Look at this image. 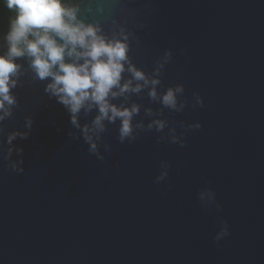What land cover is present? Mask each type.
Masks as SVG:
<instances>
[{
    "label": "water",
    "instance_id": "water-1",
    "mask_svg": "<svg viewBox=\"0 0 264 264\" xmlns=\"http://www.w3.org/2000/svg\"><path fill=\"white\" fill-rule=\"evenodd\" d=\"M72 3L106 34L126 32L131 60L148 72L171 49L161 90L183 83L189 103L163 115L201 127L181 147L154 129L121 143L110 124L100 160L45 91L48 81L20 59L16 103L0 122V264H264V0ZM194 92L202 107L191 106ZM124 102L140 105L135 119L145 124V109H162L146 89ZM12 132L27 135L8 145ZM162 160L168 177L156 183ZM206 187L219 211L199 200ZM221 217L229 234L216 242Z\"/></svg>",
    "mask_w": 264,
    "mask_h": 264
},
{
    "label": "clouds",
    "instance_id": "clouds-1",
    "mask_svg": "<svg viewBox=\"0 0 264 264\" xmlns=\"http://www.w3.org/2000/svg\"><path fill=\"white\" fill-rule=\"evenodd\" d=\"M0 3L11 13L6 28L0 31V39L6 44V51L0 53V122L11 115L16 103L10 90L16 86L22 67L18 61L26 58L35 77L48 81L45 91L56 97L69 113L71 124L79 132L77 139L82 138L88 145V152L100 160L104 159L101 146L104 151L111 147L103 138L110 124L117 125L121 143H131L141 132L154 129L161 133L158 140L178 143L181 147L185 145L187 131L201 127L198 121L170 123L163 115L164 109L182 112L189 103L183 83L163 86L161 90L163 70L172 60L171 49L165 50L148 72L131 60L126 32L106 34L99 23L82 19L79 5L72 0H0ZM145 89L149 98L158 100L162 106L160 113L145 109L150 117L147 124L135 119L140 113L138 103L124 102L131 94ZM119 98L123 99L116 103ZM197 105L202 107L203 99L194 92L191 106ZM81 114L91 118L81 123ZM178 128L183 131L178 132ZM17 135L24 138L27 134L12 132L5 143L11 145ZM0 151H3L2 145ZM11 152V147L3 152L6 162ZM22 163L21 159L19 164ZM7 166L23 172L15 161ZM169 167L167 161H160L156 183L168 177ZM198 198L206 209L215 206L219 211L221 205L211 187L202 188ZM228 234V222L221 217L214 239L219 242Z\"/></svg>",
    "mask_w": 264,
    "mask_h": 264
},
{
    "label": "trees",
    "instance_id": "trees-1",
    "mask_svg": "<svg viewBox=\"0 0 264 264\" xmlns=\"http://www.w3.org/2000/svg\"><path fill=\"white\" fill-rule=\"evenodd\" d=\"M9 15H11L9 10L0 3V31L6 28Z\"/></svg>",
    "mask_w": 264,
    "mask_h": 264
}]
</instances>
